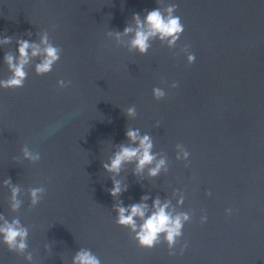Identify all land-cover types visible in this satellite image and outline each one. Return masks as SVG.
<instances>
[{
  "label": "water",
  "instance_id": "water-1",
  "mask_svg": "<svg viewBox=\"0 0 264 264\" xmlns=\"http://www.w3.org/2000/svg\"><path fill=\"white\" fill-rule=\"evenodd\" d=\"M171 4L179 41L132 49L133 16ZM125 27L132 33L118 39ZM45 35L60 49L52 70L38 75L43 57L30 59L22 88H0V226L18 220L28 231L23 253L0 236V264H73L81 250L100 264H264V0H0V81L18 41L43 50ZM129 129L166 161L155 177L135 162L105 171ZM26 147L40 160L25 159ZM34 188L44 189L35 205ZM157 199L189 217L171 249L163 236L140 248L117 223L118 207L143 203L146 219Z\"/></svg>",
  "mask_w": 264,
  "mask_h": 264
},
{
  "label": "clouds",
  "instance_id": "clouds-1",
  "mask_svg": "<svg viewBox=\"0 0 264 264\" xmlns=\"http://www.w3.org/2000/svg\"><path fill=\"white\" fill-rule=\"evenodd\" d=\"M177 5L171 4L166 9V14L162 13L158 8L149 11L143 20L139 14L133 16L136 22V31L130 41V47L137 50L141 55L147 53L150 47L149 41L159 38L161 41H167L169 46H174L180 39L184 32V25L181 23L179 16L174 15L177 11ZM132 28L125 27L123 33H116L117 38L121 35H128L132 33ZM8 41L5 40V43ZM41 43L45 45L43 50L35 44H30L27 40L18 41V59L12 55H6L4 60L12 75L6 80L0 81V88L3 89H20L24 86L27 73L24 71L25 66L29 63L30 59L42 56L43 59L36 65V72L38 75H45L49 73L53 65L60 59V49L56 46L49 44L47 36L41 38ZM195 61L194 54L187 55L188 64ZM71 82L63 80L58 81L57 86L64 89L70 86ZM173 87H178L177 83H173ZM166 93L160 88L153 89V97L156 100L164 98ZM135 107H130L127 110L128 116L135 115ZM126 138L129 141V146L121 145L118 152L114 153L113 158L109 163L103 167L106 172L119 175L121 167L125 163H136V172H142L145 167H149V175L155 177L161 168L165 166L164 159L156 160V156L152 153L153 143L151 137L144 135L141 137L138 130L129 129L126 133ZM137 147H132V144H137ZM182 155L185 159L188 158L189 152L181 148ZM25 159L32 161H39L40 154L33 153L27 147L23 149ZM179 159V157H177ZM155 162L154 167H150ZM10 181H5L9 184ZM19 190L12 189L13 210L19 207V202L16 197ZM121 192V186L118 181L113 182V187L110 195L116 197ZM44 193L43 188H34L30 192V198L33 205L37 204ZM146 199V198H145ZM153 212L145 219L147 207L145 204H134L130 208L118 207V225L121 227L130 228L136 235L135 240L140 248L151 249L163 236L169 248L171 249L177 243L178 238L182 235L184 223L189 219L187 214H178L173 216L167 209L168 204L161 205L157 199L153 202ZM226 212H231V209ZM136 218L143 220V223L136 224ZM207 217L204 218L202 224L206 222ZM27 235L26 228L20 225L18 220H13L11 223L5 221L0 226V236L3 237V243L7 249L12 252L23 253L27 249ZM181 249L183 254L184 248ZM28 259H31L29 256ZM73 264H100L99 259L90 251L81 250L78 252L73 260Z\"/></svg>",
  "mask_w": 264,
  "mask_h": 264
}]
</instances>
